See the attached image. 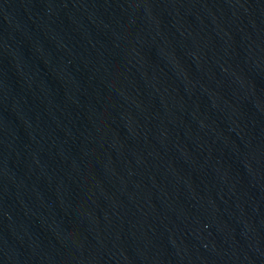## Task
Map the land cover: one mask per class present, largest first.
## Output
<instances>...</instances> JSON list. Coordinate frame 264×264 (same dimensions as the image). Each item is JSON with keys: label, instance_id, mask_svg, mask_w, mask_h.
Instances as JSON below:
<instances>
[{"label": "water", "instance_id": "95a60500", "mask_svg": "<svg viewBox=\"0 0 264 264\" xmlns=\"http://www.w3.org/2000/svg\"><path fill=\"white\" fill-rule=\"evenodd\" d=\"M40 264H264V0H51Z\"/></svg>", "mask_w": 264, "mask_h": 264}]
</instances>
